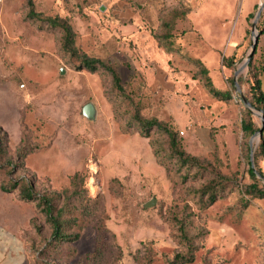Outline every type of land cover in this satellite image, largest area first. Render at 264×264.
<instances>
[{
	"label": "rangeland",
	"instance_id": "374dc122",
	"mask_svg": "<svg viewBox=\"0 0 264 264\" xmlns=\"http://www.w3.org/2000/svg\"><path fill=\"white\" fill-rule=\"evenodd\" d=\"M262 3L2 0L0 133L14 163L12 177L33 179L39 197L68 189L81 173L88 200L99 202L90 205L93 213L78 240L53 246L37 202L2 190L11 176L1 166L0 264H94L99 250L96 264H168L187 250L178 238L179 220L196 247L194 261L186 264H264V199L244 192L254 183L251 141L256 152L264 133L252 140L241 131L249 109L231 83L251 52L252 24ZM50 17L70 22L81 54L115 67L123 95L109 72L79 69L63 51V34L48 23ZM257 32L262 34L250 63L264 86V10ZM230 58L235 62L228 68L224 61ZM200 65L217 91L231 93L227 99L209 93ZM248 72L246 67L237 76L246 98ZM88 103L97 109L95 121L83 116ZM136 111L178 130L187 153L209 161L237 187L201 209L194 189L203 180H185L187 170L179 173L164 153L165 137L152 134L171 170L154 157L151 138L138 128L125 131ZM253 117L260 128L261 116ZM24 137L33 151L21 162L16 153ZM254 166L264 174L260 157ZM257 179L264 189V177ZM153 198L155 205L145 208Z\"/></svg>",
	"mask_w": 264,
	"mask_h": 264
},
{
	"label": "trees",
	"instance_id": "16d2710c",
	"mask_svg": "<svg viewBox=\"0 0 264 264\" xmlns=\"http://www.w3.org/2000/svg\"><path fill=\"white\" fill-rule=\"evenodd\" d=\"M31 3L33 2L31 1ZM31 14L32 17L39 16L34 12L33 7H31ZM47 21L52 27L62 32V49L70 56L73 62H76L79 65V69H87L92 73L101 69L109 72L112 77L115 91L119 95H123L125 93V88L122 85L120 75L113 65L104 63L99 59L89 57L86 54H81L78 51L75 45L76 35L74 29L67 19L61 17H50ZM169 26L170 25L168 24V27ZM259 30H261V28H259ZM224 62L226 67L231 68L235 61L234 58H230ZM200 66V73L206 80V86L209 93L219 100L227 99L231 93L228 91H217L208 77V70L204 66ZM248 68V91L250 97L247 99L252 104L254 110H264V86L261 79V73L259 70L254 68L253 63H250ZM231 83L234 85L233 78L231 79ZM136 128L140 130V135L143 138H151L149 144L152 148L154 157L160 162V165L165 166L167 170H171L169 169L170 166L164 161V159H161L162 152L159 151L155 140H152L153 133H159L165 137V141L163 143V145H165L164 153L167 158L171 160V162H175L177 164L179 173H181L183 169L187 170V175L184 177L185 180L190 177L203 180L201 186L198 189H194V199L197 203H200L199 206L201 209H206L212 206L218 201L221 195L237 187L232 178L223 175L209 161L187 153L179 137V131L167 122L161 121L157 118H147L140 112L136 111L128 117L125 131ZM240 128L246 138L254 135L259 130V127H257L254 122V117L250 110L245 109ZM32 151L33 147L31 146L29 140L24 137L17 149L16 157L19 161L24 162ZM259 157L264 161V138L261 139L258 149L254 152L255 160ZM248 162L250 165L249 174L254 180V183L246 186L244 188V192L252 197L264 199V189L259 186V180L257 179V176L264 177V174L260 169L256 174L252 169L251 162ZM0 164V167L4 166L9 169V175L11 176L8 178L6 183H2V190L8 192L17 190L22 198L37 202L38 209L42 214H44L46 221L49 224L53 246L61 245L63 243H72L78 240L82 223L93 213L90 211V205L94 203L95 207V205L99 202L97 199L88 200L87 191L83 189L84 176L81 173L74 174L68 189L59 193L45 194L37 197L33 179L30 180L26 177H12L14 174V163L7 157V150L1 133ZM178 223V238L184 242L187 250L177 253L168 264H186L193 262L195 259L196 247L188 234L186 223L184 220H179ZM74 227L77 228V230L73 229ZM100 260L101 255L99 250L94 255L92 262L96 264Z\"/></svg>",
	"mask_w": 264,
	"mask_h": 264
},
{
	"label": "water",
	"instance_id": "95a60500",
	"mask_svg": "<svg viewBox=\"0 0 264 264\" xmlns=\"http://www.w3.org/2000/svg\"><path fill=\"white\" fill-rule=\"evenodd\" d=\"M104 8H102L103 10ZM264 10V3H262L259 7V10L255 16V20L252 24V34H253V37H254V40H253V43H252V47H251V52L246 60V62L244 63V65L239 68L236 72H235V79H234V84H235V87L237 89V91L241 94V98L243 100V103L244 105L253 113V114H259L261 116V120H262V125L261 127L259 128V130L253 135L252 137V140L256 137L260 138L263 136V133H264V110H259V111H255L252 104L249 102V100L242 94V90L240 88V85L237 81V76L242 72L243 69H245L246 67H248V65L250 64V62L252 61L254 55H255V52H256V49H257V45H258V40H259V37H260V34L259 32H257V23L258 21L260 20L261 18V15H262V12ZM61 73L63 74L64 71L61 70ZM82 113H83V116L86 117L88 120L90 121H95L96 120V117H97V109L95 107V105L93 103H88L87 105H85L83 107V110H82ZM250 148H251V154H250V162H251V165H252V169L254 170V172L257 174V171L255 169V166H254V149H253V146H252V141H251V144H250ZM156 203V200L153 198L151 201L147 202L144 204V207L145 208H150V207H153Z\"/></svg>",
	"mask_w": 264,
	"mask_h": 264
},
{
	"label": "built area",
	"instance_id": "2783aa9c",
	"mask_svg": "<svg viewBox=\"0 0 264 264\" xmlns=\"http://www.w3.org/2000/svg\"><path fill=\"white\" fill-rule=\"evenodd\" d=\"M2 0H0V2H1Z\"/></svg>",
	"mask_w": 264,
	"mask_h": 264
}]
</instances>
